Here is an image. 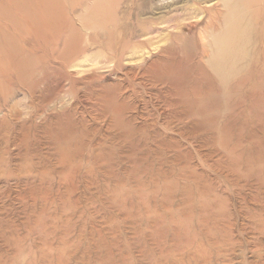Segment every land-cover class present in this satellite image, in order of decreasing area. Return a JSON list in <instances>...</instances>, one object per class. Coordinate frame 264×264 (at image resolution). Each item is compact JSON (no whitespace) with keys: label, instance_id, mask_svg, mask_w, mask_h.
Segmentation results:
<instances>
[{"label":"rangeland","instance_id":"1","mask_svg":"<svg viewBox=\"0 0 264 264\" xmlns=\"http://www.w3.org/2000/svg\"><path fill=\"white\" fill-rule=\"evenodd\" d=\"M227 1L0 0V264H264V77L188 102L148 72Z\"/></svg>","mask_w":264,"mask_h":264},{"label":"bare ground","instance_id":"2","mask_svg":"<svg viewBox=\"0 0 264 264\" xmlns=\"http://www.w3.org/2000/svg\"><path fill=\"white\" fill-rule=\"evenodd\" d=\"M232 2L234 4H230ZM236 3L235 0L227 1L224 5L225 12L218 13L204 26L206 31L209 30L210 37L208 38L210 40L204 41L205 43L202 42L201 57L198 61L193 58L194 55L185 53L182 46L178 44L167 45L159 50L158 46L153 47L152 51L155 53H150L148 60V63H151L148 72L153 80L167 83L173 91L175 88L176 93L179 91L183 94V100L191 102L211 88L217 87L220 79L238 76L249 66L253 68L252 73L255 77L258 79L260 78L259 75L264 77V28H261V24L264 23V10L261 11L255 6V3L252 5ZM248 9H252V11ZM71 11H76V8L74 7V10ZM196 15L198 16V13ZM55 26L56 24L51 22L47 28L53 29ZM117 26L118 30H116ZM61 27L67 31L70 26L64 21ZM83 30H90V28L83 26L75 29L77 34H81ZM110 32L118 33L117 37L124 33L119 31L118 24H113ZM55 43L53 42V44ZM250 45L254 47L256 45L257 50L255 51L253 46V49L250 48ZM209 51L211 54H208ZM101 61V59L91 56V58H85L71 68L81 70L82 66L90 65L88 70L103 72L105 65L103 66ZM148 63L134 68L133 71H136L137 68L141 72L145 71ZM123 123L124 126L130 127L131 131H135V128L128 121Z\"/></svg>","mask_w":264,"mask_h":264}]
</instances>
